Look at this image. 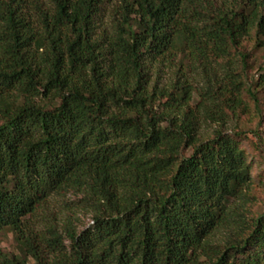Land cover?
<instances>
[{
  "label": "trees",
  "instance_id": "16d2710c",
  "mask_svg": "<svg viewBox=\"0 0 264 264\" xmlns=\"http://www.w3.org/2000/svg\"><path fill=\"white\" fill-rule=\"evenodd\" d=\"M249 39L264 48V0H0V236L19 251L0 242V264H264V215L225 247L204 241L251 184L246 151L231 135L197 139L189 88L161 89V113L149 89L156 65L246 59ZM237 77L234 113L247 92L263 118L264 75L251 90ZM88 162L112 165L128 191L106 194L111 212L92 228L67 230L70 245L41 248L27 209Z\"/></svg>",
  "mask_w": 264,
  "mask_h": 264
},
{
  "label": "rangeland",
  "instance_id": "374dc122",
  "mask_svg": "<svg viewBox=\"0 0 264 264\" xmlns=\"http://www.w3.org/2000/svg\"><path fill=\"white\" fill-rule=\"evenodd\" d=\"M221 2L217 0L218 4ZM242 53L247 54L246 59L238 52H233L227 59L211 58L208 61L179 57L156 65L150 74L149 89L151 93L154 90L157 93L155 111L161 113L162 103L166 101L159 100L161 89L181 94L183 87H187L192 92L190 108L196 122L197 139L206 142L220 133L231 135L246 151L251 184L242 195L221 206L222 218L211 222L205 233L204 241L220 248L232 243L242 226L264 215V117L259 116L258 103L247 92L242 95L243 107L234 113L233 102L227 101L230 96L227 97L229 92L226 91L229 82L238 79L239 75L246 83V90L255 88L264 75V48H256L249 39L243 43ZM232 74L235 75L233 79ZM259 98L264 116L263 91ZM39 104L42 103L39 101ZM192 153V148L187 150V155ZM121 178V172L112 165L93 162L78 165L54 188L35 197L22 226L41 248L56 236H62L66 241L69 229L80 235L92 228L99 216L111 212L107 193L121 197L128 191L121 187L127 184L121 183ZM211 196H203L202 201L207 211L213 213L216 198ZM122 209H125L123 205ZM0 242L4 253H19L13 233H2ZM66 245L70 242L66 241Z\"/></svg>",
  "mask_w": 264,
  "mask_h": 264
}]
</instances>
